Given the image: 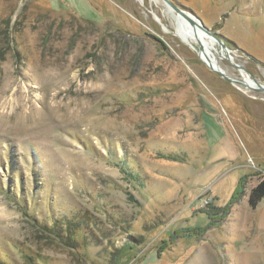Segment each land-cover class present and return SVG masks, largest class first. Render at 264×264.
<instances>
[{
    "label": "rangeland",
    "instance_id": "374dc122",
    "mask_svg": "<svg viewBox=\"0 0 264 264\" xmlns=\"http://www.w3.org/2000/svg\"><path fill=\"white\" fill-rule=\"evenodd\" d=\"M169 1L264 83V0ZM164 3L0 0V264H264V92Z\"/></svg>",
    "mask_w": 264,
    "mask_h": 264
},
{
    "label": "water",
    "instance_id": "95a60500",
    "mask_svg": "<svg viewBox=\"0 0 264 264\" xmlns=\"http://www.w3.org/2000/svg\"><path fill=\"white\" fill-rule=\"evenodd\" d=\"M163 1L165 2L164 4L166 5L167 8H170L173 12L180 15L183 19H185L190 24V26H192L193 28L198 27V28L202 29L206 34L211 36L216 43V47L218 49L223 50V52H224L223 58H225L227 61H229L237 69L240 77H232V76L227 75L226 72L216 63V61H214V63H212V61L210 59H208V60L201 59L208 69L215 72L218 76H220L221 78H223L224 80H226L230 83L238 84V85L243 86L245 88H248L250 90H254V91H258V92H264V84L255 80L253 77H251L246 72L245 68L241 64H238L232 60V56L230 55V49L226 46L224 41L222 39H220L216 33L210 31L207 27H205L204 24L202 23V21L200 20V18L185 12L184 10L180 9L179 7L174 5L169 0H163ZM190 46L196 51L197 55L201 58L200 54H201V51H203L202 44L200 42H197V46L194 44H192ZM248 76L251 77L252 81L254 82V85H250L248 83V81L246 79V77H248Z\"/></svg>",
    "mask_w": 264,
    "mask_h": 264
},
{
    "label": "bare ground",
    "instance_id": "6f19581e",
    "mask_svg": "<svg viewBox=\"0 0 264 264\" xmlns=\"http://www.w3.org/2000/svg\"><path fill=\"white\" fill-rule=\"evenodd\" d=\"M168 10L169 12L172 13V16L174 18V29H175L176 35L179 36L188 45H192V42L190 41L187 34L197 39L198 42H200L203 47L202 48L203 51H201V54H200L201 56L200 59H203V60L210 59L212 63H214L215 56L216 54H218L219 51L217 50V48L214 47L215 42L213 38L209 36L208 34H206L202 29L198 27L193 28L192 26H190V24L185 19H183L177 13L173 12L170 8H168ZM246 79L250 85H254V82L252 81L251 78H246Z\"/></svg>",
    "mask_w": 264,
    "mask_h": 264
},
{
    "label": "trees",
    "instance_id": "16d2710c",
    "mask_svg": "<svg viewBox=\"0 0 264 264\" xmlns=\"http://www.w3.org/2000/svg\"><path fill=\"white\" fill-rule=\"evenodd\" d=\"M155 39H157L155 37ZM159 42H161L159 39H157ZM241 182V181H240ZM241 184V183H240ZM243 193V191H241L240 189H237L233 194L232 196L230 197L227 205L225 206V210H226V213L228 212V209H229V206L231 203H233L236 199H237V196L241 195ZM264 198V179H262L257 185H255L254 187L251 188L249 194H248V199H247V202H248V205L252 208H255L256 205L258 204V202ZM225 213V212H224ZM72 224V223H71ZM55 228V227H53ZM52 231H50L49 233H51ZM55 232H58V229L55 230ZM54 233V230L53 232ZM69 236V235H68ZM70 237V236H69ZM49 242H52L51 239H49ZM69 245H72L71 242H67ZM30 256H27V259H29Z\"/></svg>",
    "mask_w": 264,
    "mask_h": 264
}]
</instances>
